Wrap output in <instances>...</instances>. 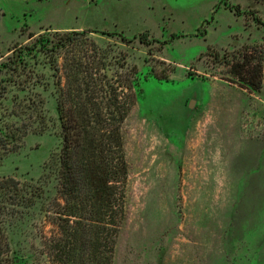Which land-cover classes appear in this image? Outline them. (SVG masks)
Returning a JSON list of instances; mask_svg holds the SVG:
<instances>
[{
  "label": "rangeland",
  "instance_id": "374dc122",
  "mask_svg": "<svg viewBox=\"0 0 264 264\" xmlns=\"http://www.w3.org/2000/svg\"><path fill=\"white\" fill-rule=\"evenodd\" d=\"M258 19L264 23V0H0V62L31 43L30 33L55 39L89 30L59 64L77 54L105 60L110 73L137 68V99L123 125L126 217L113 264H264V155L257 146L248 155L229 152L238 141L230 107L247 99L228 81L229 65L245 48L238 44L263 34ZM38 67L50 82L37 87L49 127L0 154V178L44 194L7 219L10 251L1 264H51L45 214L55 209L47 204L58 180L46 163L62 145L61 117L53 70L44 58ZM12 99L2 101L0 117L10 116ZM247 100L254 108L243 113L239 143L255 146L264 142V87ZM217 146L218 161L194 154Z\"/></svg>",
  "mask_w": 264,
  "mask_h": 264
},
{
  "label": "trees",
  "instance_id": "16d2710c",
  "mask_svg": "<svg viewBox=\"0 0 264 264\" xmlns=\"http://www.w3.org/2000/svg\"><path fill=\"white\" fill-rule=\"evenodd\" d=\"M234 12L242 15L239 8ZM257 23L264 25L260 19ZM88 31L58 33L55 39L30 33L31 43L17 44L0 62V109L13 94L10 116L0 117V154L19 150L30 132L48 129L44 98L37 91L50 83L38 67L41 58L53 70L62 145L46 163L47 173L58 180L57 195L47 204L55 209L45 214L53 226L50 236H44L51 264H113L126 217L129 164L123 125L137 99V78L131 74L137 68L121 66L110 73L111 64L105 60L95 61V56L83 62L77 54L59 64L61 53ZM138 37L148 42L146 33ZM244 47L229 65L228 81L258 92L264 82V42ZM43 194L39 187L21 186L13 176L0 178V264L10 251L7 219Z\"/></svg>",
  "mask_w": 264,
  "mask_h": 264
},
{
  "label": "crops",
  "instance_id": "0c3cea01",
  "mask_svg": "<svg viewBox=\"0 0 264 264\" xmlns=\"http://www.w3.org/2000/svg\"><path fill=\"white\" fill-rule=\"evenodd\" d=\"M253 25H255L257 27L256 24L253 23ZM249 26H252V25H249ZM250 37H251V35H250ZM250 37H248L247 41H243L242 43L238 44L237 47H235V48L244 47L245 45H248V44H255V43L264 42V30H263V34L257 40H255L253 43H252ZM218 84L220 86L223 85L224 87H225V85L228 86L227 84H221V82H218ZM231 85H233V84H231ZM228 87H232V89L233 88L235 89L237 86L236 87L228 86ZM263 87H264V82H263ZM236 89H238L240 91H243L245 94H247L246 95L247 99H250V97L253 94L256 93V92L249 93V92H247V91H245V90H243V89H241L239 87L236 88ZM247 99L245 100V102H239V103H236L235 106H231L230 107V109H231V111H232V113L234 115V119H233V123H232V130L238 136V141L236 143H232L231 144V146L229 147V152H230L231 155L234 154V153H238V152L239 153H243L245 155L246 154L248 155L249 152H250V148H253V147L257 146L258 147V150H257L258 154L264 155V142L258 143L255 146L253 144H250V143L246 142V141L243 142V143H239L240 136H239V130H238L239 127H238V125L240 124V122L242 120L243 113L245 111L246 112L250 111L251 108L252 109L254 108V107H251V105L249 103V100H247ZM201 108L202 107L199 106L194 111L200 110ZM221 108L222 107H219V109H221ZM262 111H263L262 108H258V113H261ZM234 144H235V147H237L238 145L240 146L239 151H237V150L234 151V150L231 149L234 146ZM194 154L196 156H199V157L200 156L205 157V160H207V161H218L219 160V156H221V155H223V157H224L223 151L221 149H219L218 146L215 149L210 150V153H209L208 149H206L205 147H202L200 150L196 151V153H194Z\"/></svg>",
  "mask_w": 264,
  "mask_h": 264
}]
</instances>
